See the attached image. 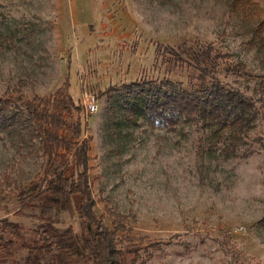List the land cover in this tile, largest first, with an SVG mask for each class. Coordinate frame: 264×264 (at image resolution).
<instances>
[{
	"label": "rangeland",
	"instance_id": "rangeland-1",
	"mask_svg": "<svg viewBox=\"0 0 264 264\" xmlns=\"http://www.w3.org/2000/svg\"><path fill=\"white\" fill-rule=\"evenodd\" d=\"M167 46H210L215 76L254 100L259 114L237 149L249 153L225 157L200 125L180 117L170 127L144 110L132 84L190 90L195 80L168 64ZM65 76L80 106L81 91L95 96V111H83L88 191L104 226L124 225L117 247L137 242L146 264H264V147L253 140L264 142V0H0V95L23 80L21 98L44 96ZM19 142L0 128V173L16 161L21 189L40 159L19 158ZM18 205L0 196V218L29 237L36 212ZM48 216L78 231L77 212Z\"/></svg>",
	"mask_w": 264,
	"mask_h": 264
},
{
	"label": "trees",
	"instance_id": "trees-1",
	"mask_svg": "<svg viewBox=\"0 0 264 264\" xmlns=\"http://www.w3.org/2000/svg\"><path fill=\"white\" fill-rule=\"evenodd\" d=\"M165 50L170 54L164 57L168 64L184 69L188 80H195L190 90L175 89L167 79L162 81L168 88L163 91L132 84L144 110L170 127L180 117L200 125L206 129L205 141L212 145L225 143V157L249 153L248 148L240 153L237 149L244 134L253 128L259 111L251 97L226 87L215 76L219 56L211 53L210 46L186 47L180 52L167 46ZM23 82L18 80L0 95V128L19 137L21 143L15 144L19 158H38L40 163L33 179L19 189L11 175L12 171L20 174L14 161L10 170L0 173V196H17L15 213L35 211L38 222L30 229L31 235L25 237L18 222L0 218V264H146L150 253L145 248L141 256L137 242L117 247L115 233L124 230L122 222L114 220L107 228L91 209L88 144L83 137L87 124L84 110L68 93L67 77L52 93L34 94L28 99L18 94ZM261 112L264 119V110ZM253 140L264 147L261 138ZM51 210L77 212L78 231L71 226L58 229L48 216ZM20 252H24L21 257Z\"/></svg>",
	"mask_w": 264,
	"mask_h": 264
},
{
	"label": "built area",
	"instance_id": "built-area-1",
	"mask_svg": "<svg viewBox=\"0 0 264 264\" xmlns=\"http://www.w3.org/2000/svg\"><path fill=\"white\" fill-rule=\"evenodd\" d=\"M81 106L85 113H92L96 109L95 96L92 92L83 90L81 91Z\"/></svg>",
	"mask_w": 264,
	"mask_h": 264
}]
</instances>
